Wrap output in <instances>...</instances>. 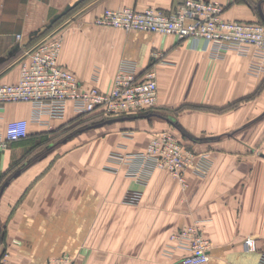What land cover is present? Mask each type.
Wrapping results in <instances>:
<instances>
[{
    "label": "crops",
    "instance_id": "0c3cea01",
    "mask_svg": "<svg viewBox=\"0 0 264 264\" xmlns=\"http://www.w3.org/2000/svg\"><path fill=\"white\" fill-rule=\"evenodd\" d=\"M75 1L0 0V86L18 81L33 48L28 35ZM182 1L83 0L55 30L60 64L102 92L122 59L143 71L162 56L157 103L146 113L154 116L83 130L70 104L64 118L40 123L26 103L0 108L1 135L9 122L28 121L27 136L0 151V255L9 254L8 264H171L183 251L166 253L170 236L194 223L210 245L207 264H256L264 252V74L247 73L252 55L214 61L173 36L93 25L105 9L169 11ZM203 1L217 3L227 21L264 24V0ZM160 131L207 156V175L187 172L183 188L158 170L140 186L105 170L112 151H142ZM127 190L142 194L137 205L122 203ZM248 237L255 251L244 250Z\"/></svg>",
    "mask_w": 264,
    "mask_h": 264
},
{
    "label": "built area",
    "instance_id": "2783aa9c",
    "mask_svg": "<svg viewBox=\"0 0 264 264\" xmlns=\"http://www.w3.org/2000/svg\"><path fill=\"white\" fill-rule=\"evenodd\" d=\"M93 25L124 32H143L169 35L186 41L194 50L208 54L211 60H220L227 53L252 55L247 73L256 77L264 74V24L261 22L227 21L222 8L213 2L183 0L169 11L148 8L105 9ZM62 48L60 36H53L35 45L21 63L18 81L0 86V108L9 103H26L31 107L32 121L41 122L43 116L62 119L70 104L77 115H97L112 119L149 113L158 99L157 63L162 56L153 54L156 63L139 71L135 62L122 59L112 80L110 90L102 92L86 87L59 62ZM26 120L11 121L0 134V151L27 136ZM211 163L207 156L197 154L184 146L168 131L156 132L147 146L139 152L112 151L107 157L105 170L123 175L140 186H146L155 171L168 172L183 187L185 174L192 172L204 177ZM142 194L127 190L122 198L126 205H137ZM172 244L166 253L175 250L183 255L171 264H207L209 242L199 223L183 226L170 236ZM245 251L256 250L253 238L243 241ZM9 254L0 255V264H8ZM256 264H264V252Z\"/></svg>",
    "mask_w": 264,
    "mask_h": 264
},
{
    "label": "water",
    "instance_id": "95a60500",
    "mask_svg": "<svg viewBox=\"0 0 264 264\" xmlns=\"http://www.w3.org/2000/svg\"><path fill=\"white\" fill-rule=\"evenodd\" d=\"M83 0H76L74 3H72L71 5H67L60 13H57L55 15H53V17L49 20V22L43 26L41 29H38L36 31H33L32 33H30L27 37V40H31L33 37L38 36L40 33H42L43 31L50 29L54 23H56L60 18H62L63 16H65L69 11H71L73 8H75L76 6H78ZM263 19V18H262ZM264 22V20H263ZM154 116V114H146V115H141L138 118H143V117H151ZM136 117H121V118H112V119H106L103 120L100 123H96L93 124L91 126L86 127V129H92V128H98L104 125H109V124H113L116 122H122V121H127V120H132L135 119ZM65 142V141H64ZM18 173H16L14 176H17ZM8 183L6 182L3 187H5ZM3 188L0 191V195L2 192Z\"/></svg>",
    "mask_w": 264,
    "mask_h": 264
},
{
    "label": "rangeland",
    "instance_id": "374dc122",
    "mask_svg": "<svg viewBox=\"0 0 264 264\" xmlns=\"http://www.w3.org/2000/svg\"><path fill=\"white\" fill-rule=\"evenodd\" d=\"M77 7L78 6H76L75 8H73L71 11H69L65 16H63L62 18H60L56 23H54V25L50 28V29H47V30H45V31H43L42 33H40L38 36H36L34 39H33V41H32V43H31V45H30V47L31 46H35V45H37L38 43H40L41 41H44V40H46V39H49V38H51V37H53V36H55L56 34H55V30H58V26L60 25V24H62L65 20H66V18L68 17V16H70L76 9H77ZM84 117V119L85 120H83V121H80V122H82V123H84L83 124V126L81 127V129H86V127H88V126H91V125H93V124H96V123H99V122H102L103 120H105L104 118H102L101 116H97V115H94V114H92V115H88V116H83ZM84 127V128H83ZM81 129H79V130H81ZM87 130V129H86ZM73 136V135H72ZM72 136H70V138L72 137ZM67 138H69V137H66V139H64V141H67ZM69 138V139H70ZM43 155V154H42Z\"/></svg>",
    "mask_w": 264,
    "mask_h": 264
},
{
    "label": "trees",
    "instance_id": "16d2710c",
    "mask_svg": "<svg viewBox=\"0 0 264 264\" xmlns=\"http://www.w3.org/2000/svg\"><path fill=\"white\" fill-rule=\"evenodd\" d=\"M32 41H33V40H32ZM80 117H83V116L80 115Z\"/></svg>",
    "mask_w": 264,
    "mask_h": 264
}]
</instances>
